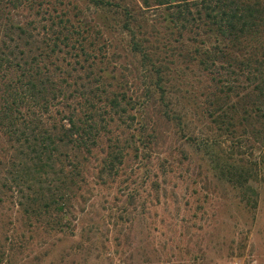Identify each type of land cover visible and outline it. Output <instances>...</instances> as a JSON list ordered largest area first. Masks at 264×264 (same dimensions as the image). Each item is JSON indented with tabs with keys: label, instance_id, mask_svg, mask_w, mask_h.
<instances>
[{
	"label": "trees",
	"instance_id": "1",
	"mask_svg": "<svg viewBox=\"0 0 264 264\" xmlns=\"http://www.w3.org/2000/svg\"><path fill=\"white\" fill-rule=\"evenodd\" d=\"M85 1L103 24L113 8L134 77L130 63L119 71L110 66V38L101 40L104 29L98 24L74 19L79 8L61 9L64 0H0V136L13 150L4 161L12 176L9 183L0 181V202L11 200L51 233L75 234L74 213L87 205L90 187L115 184L119 192H130V178H121L130 153L149 160L157 149L151 114L184 128L181 115L194 113L177 88L180 78L196 74L195 67L210 78H221L231 67L246 75L244 91L235 92L236 101L219 121L227 125L224 138L254 134L264 145V0ZM49 8L59 11L54 21L59 29H25L9 17L13 9L37 14ZM152 10L158 18H151ZM218 88L219 100L230 101L233 88ZM250 101L258 105L249 108ZM237 114L244 123L240 131L233 124ZM255 122L261 130L251 128ZM216 165L239 203L255 206L242 166Z\"/></svg>",
	"mask_w": 264,
	"mask_h": 264
},
{
	"label": "rangeland",
	"instance_id": "2",
	"mask_svg": "<svg viewBox=\"0 0 264 264\" xmlns=\"http://www.w3.org/2000/svg\"><path fill=\"white\" fill-rule=\"evenodd\" d=\"M59 7L68 11L77 7L75 11L79 8L82 13L74 19L80 17L104 29L101 40L109 37L114 51L110 66L119 71L130 63V78L136 75L131 58L123 52V34L115 25L113 8L106 12L103 24L101 15L85 0H64ZM153 11L151 18H158ZM58 13L50 8L37 14L13 9L9 17L25 29H59L54 24L60 19ZM2 18V22L8 20ZM157 27L155 33L164 37ZM195 68L196 74L180 78L181 88H177L195 108L194 113L186 110V117L181 115L184 128L149 113L151 122H156V152L149 160L130 153L121 176L130 178L126 180L130 192H119L115 184L89 188L87 205L74 213L75 234L42 230L11 200L0 202V264H264V145L254 134L240 137L236 133L240 140L224 138L227 125L219 121L222 111L231 110L235 92L245 88L247 77L232 67L223 69L221 78H210ZM220 86L227 91L233 88L230 101L219 100ZM249 103L252 109L258 105ZM208 109L211 114L207 115ZM239 118L237 114L233 121L238 131L244 126ZM251 128L261 130L262 126L255 122ZM190 132L195 138L189 139ZM11 153L0 136V181L7 183L12 174L4 161ZM217 161L242 166L251 179L252 188L246 191L257 199L255 206L239 203V194L225 186V176H217ZM83 227L88 233H81Z\"/></svg>",
	"mask_w": 264,
	"mask_h": 264
}]
</instances>
